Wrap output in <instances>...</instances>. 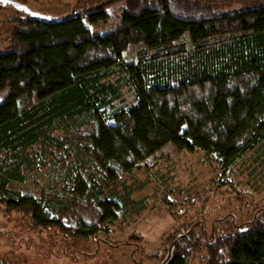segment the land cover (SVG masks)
Instances as JSON below:
<instances>
[{"label":"trees","instance_id":"1","mask_svg":"<svg viewBox=\"0 0 264 264\" xmlns=\"http://www.w3.org/2000/svg\"><path fill=\"white\" fill-rule=\"evenodd\" d=\"M14 22L0 52V205L32 233L108 235L130 202L125 177L168 145L220 168L250 157L264 172V7L113 0ZM49 165L69 181L67 199L14 186ZM222 222L176 235L162 264H264V208L247 225ZM47 259L69 263L66 251Z\"/></svg>","mask_w":264,"mask_h":264},{"label":"rangeland","instance_id":"2","mask_svg":"<svg viewBox=\"0 0 264 264\" xmlns=\"http://www.w3.org/2000/svg\"><path fill=\"white\" fill-rule=\"evenodd\" d=\"M4 1L59 20L113 0ZM192 1L210 7L217 15L264 7V0ZM2 6L0 52L10 45L16 27L14 19L26 16L12 5ZM85 24L92 33L104 28L87 20ZM252 162L246 157L232 168H220L201 151L189 153L168 145L143 170L125 177L124 185L132 192L126 213L109 225L108 235L100 234L88 240L62 236L56 230L37 236L40 234L32 233L25 218L7 212L0 205V260L13 264H49L51 259L47 258L51 252L66 251L68 264H162L176 235L200 232L202 228L210 233L213 221L222 227L224 222L218 223L222 219L247 225L255 209L264 208V172L258 175L254 169L259 167ZM14 186L27 194L61 193L66 199L69 197V181L53 165L45 166L40 173L29 175L25 183Z\"/></svg>","mask_w":264,"mask_h":264},{"label":"water","instance_id":"3","mask_svg":"<svg viewBox=\"0 0 264 264\" xmlns=\"http://www.w3.org/2000/svg\"><path fill=\"white\" fill-rule=\"evenodd\" d=\"M0 4H2V5H12L13 7H15L16 10L23 11L25 14L30 15V16H34L36 18L48 19V18L42 17L40 15L34 14V13L30 12L29 10H27V9H25V8L19 6V5L11 4L10 2L4 1V0H0Z\"/></svg>","mask_w":264,"mask_h":264}]
</instances>
